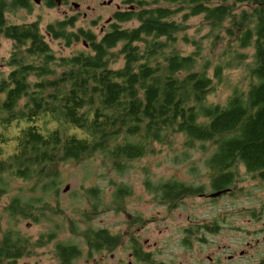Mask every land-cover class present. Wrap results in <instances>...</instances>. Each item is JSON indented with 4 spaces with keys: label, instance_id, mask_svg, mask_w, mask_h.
<instances>
[{
    "label": "trees",
    "instance_id": "1",
    "mask_svg": "<svg viewBox=\"0 0 264 264\" xmlns=\"http://www.w3.org/2000/svg\"><path fill=\"white\" fill-rule=\"evenodd\" d=\"M125 2L129 6L114 13V22L100 38L90 29L73 30L75 17L48 24L47 34L66 46L80 40L88 44L87 50L62 56L55 55L37 22L11 24L0 6V35L14 44L6 63L9 71H0V200L11 181L33 182L29 188L33 198L14 195L4 204L9 216L42 221L63 212L39 193L56 194L60 165L68 160L103 153L122 170L129 160L153 152L155 144L178 134L188 148L200 142L212 144L204 163L213 192L232 191L238 165L264 183V0ZM18 6L29 4L21 0ZM198 15L210 22L213 31L224 28L231 36V45L215 64L203 59L196 40L188 54L175 47L184 23ZM131 21L137 25L124 26ZM235 43L241 48L254 46L248 87L234 88L224 104L208 103L224 71L234 60H243ZM203 189L168 180L154 192L163 203L175 206L184 197L203 194ZM89 192L96 196L97 189ZM128 193L126 186H120L117 196ZM68 220L71 232L85 238L90 257L112 251L121 242V235L106 228L79 230L75 221ZM1 223L0 264H19L26 253L56 238L51 231L34 239ZM185 242L191 243L189 237ZM132 248L141 260L136 241ZM82 250L61 240L53 246L59 264H76Z\"/></svg>",
    "mask_w": 264,
    "mask_h": 264
},
{
    "label": "rangeland",
    "instance_id": "2",
    "mask_svg": "<svg viewBox=\"0 0 264 264\" xmlns=\"http://www.w3.org/2000/svg\"><path fill=\"white\" fill-rule=\"evenodd\" d=\"M73 1L80 6L73 7ZM125 1L65 0L60 8L31 5V9H16L5 17L11 24L37 22L55 55H70L87 50L88 44L80 40L66 46L61 39L47 34L48 24L75 17L73 30L80 27L90 29L100 38L114 22L118 5L120 10L129 6ZM240 9L238 6V11ZM179 18L180 15L174 17ZM224 23L230 26L229 19ZM136 25L137 22L131 21L124 26ZM211 28L203 16L190 17L178 33L176 49L188 54L197 45L192 40H196L202 47L203 59L215 64L232 42L224 28L214 31ZM218 34L219 38L215 37ZM233 47L242 54L243 60H234L232 67L224 71L214 91L209 93L208 103L224 104L234 88L246 90L248 87V67L254 62V46L241 48L235 43ZM13 49V42L1 34L0 71L4 73L10 69L6 63ZM234 55L233 52L226 58ZM121 64L119 62L116 66ZM202 143L188 148L183 135H175L164 144H155L153 152L129 160L122 170H117L103 153L68 160L60 165L61 184L56 194L39 193L47 198L46 203L59 206L63 212L51 214L42 221L14 218L4 211V204L14 195L33 198L29 189L33 187L32 181H11L0 200L3 227L17 228L34 239L51 231L56 233L53 242L26 253L19 264H59L53 251L57 240L76 243L83 249L76 264H264V183L244 166L238 165L235 168L236 181L230 187L232 191L211 197L214 190L204 161L212 152V144L203 143L202 148ZM168 180L203 185V194L208 196L184 197L175 206L163 203L154 189L160 182ZM120 186H126L129 191L122 198L117 196ZM93 188L97 189L96 196L89 192ZM69 218L75 221L79 230L89 226L106 228L121 235V242L112 251L105 249L90 257L85 238L71 232ZM207 225L216 231H210ZM189 228L191 233L188 236ZM188 237L191 243L186 244ZM134 241L138 243V249L141 245V249L150 252L151 259L139 260L135 256Z\"/></svg>",
    "mask_w": 264,
    "mask_h": 264
},
{
    "label": "flooded vegetation",
    "instance_id": "3",
    "mask_svg": "<svg viewBox=\"0 0 264 264\" xmlns=\"http://www.w3.org/2000/svg\"><path fill=\"white\" fill-rule=\"evenodd\" d=\"M20 1L21 0H0V6L3 7L4 14H7L8 12H12V11H14L16 9H31V5H35V6H38V7H46V8H53V7L60 8L62 3L65 2V0H27L28 4H29V7H24V6H20L19 7L18 5H19ZM72 6L73 7H79L80 5L73 1L72 2ZM119 7L120 6L118 5V10H120ZM131 8H133V6ZM103 29L104 28H102V30ZM203 196H208V195L207 194H203ZM140 250H141V253H142V258L144 260L151 259L149 251H145L144 249H141V247H140Z\"/></svg>",
    "mask_w": 264,
    "mask_h": 264
},
{
    "label": "water",
    "instance_id": "4",
    "mask_svg": "<svg viewBox=\"0 0 264 264\" xmlns=\"http://www.w3.org/2000/svg\"><path fill=\"white\" fill-rule=\"evenodd\" d=\"M226 191H227V189L220 190V191H215V192L210 193V196L211 197H218V196H220L222 193H224Z\"/></svg>",
    "mask_w": 264,
    "mask_h": 264
}]
</instances>
